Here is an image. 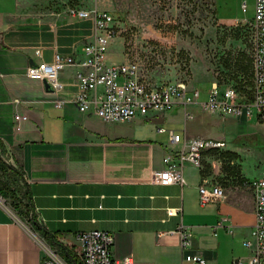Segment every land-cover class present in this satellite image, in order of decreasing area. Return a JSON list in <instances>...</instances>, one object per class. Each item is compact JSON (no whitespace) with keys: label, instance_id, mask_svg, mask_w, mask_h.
<instances>
[{"label":"crops","instance_id":"1","mask_svg":"<svg viewBox=\"0 0 264 264\" xmlns=\"http://www.w3.org/2000/svg\"><path fill=\"white\" fill-rule=\"evenodd\" d=\"M45 2L0 0V139L24 170L43 227L71 246L79 232H112L117 258L181 264L180 237L172 232L183 221L192 227L194 249L207 264H238L239 259L247 264L250 250L244 241L253 236L256 222L255 192L247 184L252 178L244 174L236 184L222 183L224 198L206 206L200 204V185L219 181L204 166L186 161L185 185L157 183L165 156L177 146L169 130L197 137L188 132L190 119L181 107L180 112L154 111L124 122H108L93 108L82 112L74 101L81 91L77 73L84 68L79 65L61 71V91L48 89L31 69L52 62L57 53L81 61L84 45L94 38L95 20ZM117 40L123 46L117 36L110 50ZM122 51L119 62H126L124 47ZM60 98L66 100L62 107L55 105ZM16 113L29 116L20 129ZM177 121L184 122V130L172 126ZM165 124L171 128L160 132ZM170 207L182 212L169 215ZM42 239L54 243L0 196V264H42Z\"/></svg>","mask_w":264,"mask_h":264},{"label":"built area","instance_id":"2","mask_svg":"<svg viewBox=\"0 0 264 264\" xmlns=\"http://www.w3.org/2000/svg\"><path fill=\"white\" fill-rule=\"evenodd\" d=\"M247 5L244 4V7ZM69 12L78 18L93 17L95 20L94 38L83 47V59L77 60L74 55L57 53L52 62L43 61L32 68L30 73L47 80L55 91H61L64 83L61 71L67 66L79 65L84 69L77 73L81 91L74 101L82 112L91 108L108 122L131 121L138 115L151 112H166L181 107L187 119L194 117L193 109L233 116L238 119L251 118L258 114L264 121V0H256L255 17L252 21L253 31V65L254 86L251 96L244 95L235 85H222L214 81L203 97L201 90L191 88L185 81L153 83L142 74L138 59L126 62H110L108 53L111 42L117 34L115 17L109 10L85 9L71 7ZM41 51L38 50L37 53ZM65 99H57L55 105L64 106ZM18 123L29 119L23 113L14 115ZM160 132H167L165 127H159ZM171 142L174 145L164 158L165 169L155 179L160 184L178 183L185 185L184 166L186 161L195 166L203 167L204 153L211 149H223L226 142L212 138L184 137L181 133L169 130ZM255 192L256 222L253 226V236L244 241L250 250L247 264H264V176L247 182ZM200 204L206 206L218 203L225 196V188L220 182H204L199 187ZM182 212V208H168L169 215ZM224 217L215 227L224 226ZM229 231L234 229L229 226ZM168 233V232H167ZM182 255L181 264H207L205 256L196 252L193 246V230L183 221L178 226ZM166 234V233H161ZM75 249L84 264H139L132 255L117 258L113 254L116 242L114 233L104 230L83 231L75 235ZM44 255L42 264H69L60 254L58 248L42 240ZM238 264H243L239 259Z\"/></svg>","mask_w":264,"mask_h":264},{"label":"rangeland","instance_id":"3","mask_svg":"<svg viewBox=\"0 0 264 264\" xmlns=\"http://www.w3.org/2000/svg\"><path fill=\"white\" fill-rule=\"evenodd\" d=\"M39 1H46L51 8L82 6L112 12L117 30L114 38L118 36L123 46L117 40V47L109 50L111 59L121 61L124 47L127 58L138 59L142 74L153 83L185 81L206 96L214 81L243 83L245 74L240 64L253 57L256 0ZM245 76L248 78V73ZM177 109L182 111H173ZM192 112L190 135L226 142L223 149L205 151L203 166L207 174L224 185L236 184L244 174L252 179L264 176V121L257 113L238 119L199 109ZM184 125L177 121L172 126L184 130ZM2 157L9 164H19L9 150L2 151Z\"/></svg>","mask_w":264,"mask_h":264},{"label":"trees","instance_id":"4","mask_svg":"<svg viewBox=\"0 0 264 264\" xmlns=\"http://www.w3.org/2000/svg\"><path fill=\"white\" fill-rule=\"evenodd\" d=\"M239 69H241V72H243L245 75L248 73V78H246V76L244 75V77L241 78V81L243 80V83L234 84L239 90H242L249 97L252 95L251 91L254 74L253 57L249 59L248 63L242 62ZM221 84L226 85L228 83ZM6 150L7 149L4 142L0 139V196L5 198L10 203L12 208L23 219L28 221L31 224L32 228L39 231L47 240L51 238L52 240L54 239V243L52 245L58 248L60 254L69 262V264H84L79 257L74 245L71 246L58 240L55 234H53V236L50 235L49 231H47L43 227V223L39 220L35 213L31 190L26 180L24 170L22 169V166L20 164H9L4 160V158L2 157V151ZM211 150L217 151V149ZM225 152L232 157L238 156L236 152Z\"/></svg>","mask_w":264,"mask_h":264},{"label":"water","instance_id":"5","mask_svg":"<svg viewBox=\"0 0 264 264\" xmlns=\"http://www.w3.org/2000/svg\"><path fill=\"white\" fill-rule=\"evenodd\" d=\"M45 84H46V87L48 88V89H54L53 87H52V85L47 81V80H45Z\"/></svg>","mask_w":264,"mask_h":264}]
</instances>
